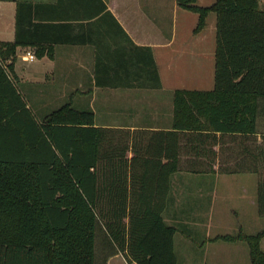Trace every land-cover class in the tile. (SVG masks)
Wrapping results in <instances>:
<instances>
[{
    "label": "trees",
    "instance_id": "1",
    "mask_svg": "<svg viewBox=\"0 0 264 264\" xmlns=\"http://www.w3.org/2000/svg\"><path fill=\"white\" fill-rule=\"evenodd\" d=\"M176 2L199 15L196 34L205 29L209 14L217 16L215 90L177 91L172 131L149 136L96 127L93 111L70 104L38 126L3 67L17 48L27 46L21 13L31 5L18 4L15 41L0 42V226L17 227L0 232V264L22 259L97 264L98 230L114 247L113 255L129 263L177 264L178 229L165 223L163 213L180 165L179 132L256 134L257 101L264 99V9L260 0H216L209 8L197 0ZM105 12L103 20L115 26V43L111 33L109 43H99L96 87L160 89L152 50L136 46ZM249 151L258 165L227 172L258 176L257 204L264 218V139L256 153ZM263 238L264 230L254 236L240 231L212 242H245L252 264H264Z\"/></svg>",
    "mask_w": 264,
    "mask_h": 264
},
{
    "label": "crops",
    "instance_id": "2",
    "mask_svg": "<svg viewBox=\"0 0 264 264\" xmlns=\"http://www.w3.org/2000/svg\"><path fill=\"white\" fill-rule=\"evenodd\" d=\"M20 3L31 5L21 13V30H24L23 40L27 46L17 48V53L10 62L12 68L8 70V75H11L9 79L38 126L44 124L49 114L68 104L74 108L75 105H86L82 100H90V105H93L104 90H114L118 107L121 108L123 100H133L143 105L142 111L137 114L128 108L126 110L130 114L121 119L118 115L123 111L125 113V110H118L116 126H110L98 122L95 112L90 110L95 114L96 127L128 130L132 133L144 132L146 136L153 132H169L174 123L177 91L209 93L215 90L216 37L212 40L204 34L207 21L203 31L195 33L197 23L191 36L180 40L177 34H169L166 30L163 0H0L2 43L15 41ZM174 8L175 11L177 8L181 9L176 0ZM105 9L136 46L152 50L161 79L160 89L96 87L95 58L100 50L99 43H109L110 33L112 45L115 43L114 23L111 19L103 20ZM178 41L180 44L176 46ZM27 52L35 57L33 61L26 57ZM191 56L195 58L194 86L174 88L173 102L166 104L160 96L165 89L162 69L174 72L172 66L176 58L175 72L183 75V67L188 65L184 59ZM131 102L127 104L130 107ZM139 118L143 119L144 125L137 124ZM179 134L182 147L180 165L178 172L170 180V192L163 213L165 223L177 229L184 223V219H195L194 223L202 224L204 219L214 216L217 207L226 213L237 215L238 210L228 205L234 191H221L219 196V188L258 187L257 175L231 174L227 171L258 165V161L251 158L249 150L256 153L257 147L263 143L264 99L257 101L256 134L211 130L194 131L191 134L180 131ZM188 136L192 140H188ZM245 192L248 194V190ZM218 197L221 200L219 206ZM247 199L250 200V206L258 205L257 196L252 194ZM16 231L15 225L0 226V232ZM99 233L104 234L102 230H98L96 241ZM263 241L264 238L260 248L264 254ZM192 246L195 264H252L250 248L245 242L210 241ZM16 264L36 263L22 259L17 260Z\"/></svg>",
    "mask_w": 264,
    "mask_h": 264
},
{
    "label": "rangeland",
    "instance_id": "3",
    "mask_svg": "<svg viewBox=\"0 0 264 264\" xmlns=\"http://www.w3.org/2000/svg\"><path fill=\"white\" fill-rule=\"evenodd\" d=\"M215 2L216 0H198L197 5L205 8L212 6ZM163 6V12L166 17L165 24H167L166 30H168L169 34H177L180 40L183 37H190L193 28L197 26L199 15L179 8L175 11V0H163ZM260 6L264 9V0H260ZM206 21L207 27L204 34L208 35L211 37L210 39L213 40L216 37V14H209ZM177 44H180V42H176V46ZM174 55L177 56V54ZM186 58L184 60H187L188 65L183 67V75L175 72L176 58L172 66L174 72H169L164 68L162 69V79L165 84V89L160 93V96L166 104H168L169 101L173 102L174 88L180 86L192 87L196 82L193 78L195 73L193 59L195 58H193V56ZM9 64V61L3 62V67H5L7 73H9L7 70ZM115 93L116 91L114 90H104V93L93 105H90V100H82L81 102L84 103L85 101L86 105H75L74 109L79 111L93 110L98 122L110 126H116V112H118V110H125V113L123 111L121 115H118L121 119L130 114V112L128 113V110H126L128 108H131L132 112L137 114H139L140 110L142 111L143 105L137 101L135 103L133 100L132 102L128 100L125 102L123 100L121 108L118 107ZM129 102H131V107L127 105ZM145 103L144 105H146ZM141 118H143V115ZM142 120L143 119L139 118L137 124L144 125L145 122H142ZM230 189L234 191L232 194L234 198L232 197V199L228 200V205L238 210L237 215L231 214L230 212L226 213L225 210L217 207L214 216L211 219H204L202 224L194 223L195 219H184L185 224L183 223L178 226L179 231L175 236V251L178 264H195L196 259L193 256L194 248H192V245L205 244L218 236H236L240 231L247 236H254L264 230V218L259 214L258 205L256 207L250 206V200L247 199L251 198L252 194L257 196V187H220V193L218 195H221V191H228ZM246 190H248V194L245 192ZM243 197H245V199ZM220 202L221 200L218 197V206ZM96 242L97 264H134L129 263L121 254L113 255V253H115L114 247L107 242L105 234L102 235L99 233ZM116 256H118V258H116ZM111 258L113 259L109 262Z\"/></svg>",
    "mask_w": 264,
    "mask_h": 264
},
{
    "label": "built area",
    "instance_id": "4",
    "mask_svg": "<svg viewBox=\"0 0 264 264\" xmlns=\"http://www.w3.org/2000/svg\"><path fill=\"white\" fill-rule=\"evenodd\" d=\"M26 57L30 60V61H33L35 59V57L30 53V52H27L26 53Z\"/></svg>",
    "mask_w": 264,
    "mask_h": 264
}]
</instances>
